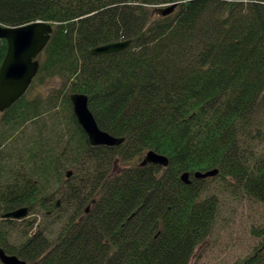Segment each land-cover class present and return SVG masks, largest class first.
<instances>
[{"label":"trees","instance_id":"trees-1","mask_svg":"<svg viewBox=\"0 0 264 264\" xmlns=\"http://www.w3.org/2000/svg\"><path fill=\"white\" fill-rule=\"evenodd\" d=\"M36 20L53 31L26 93L0 112V215L26 206L44 218L21 225L15 243V220H2L7 253L30 264H188L220 205L196 171L217 169L264 205V0H0L1 24ZM125 39L121 51L91 52ZM6 50L0 39V64ZM73 92L124 141L90 145ZM147 150L168 165L116 168ZM253 232L259 243L235 264H264V230Z\"/></svg>","mask_w":264,"mask_h":264},{"label":"water","instance_id":"water-1","mask_svg":"<svg viewBox=\"0 0 264 264\" xmlns=\"http://www.w3.org/2000/svg\"><path fill=\"white\" fill-rule=\"evenodd\" d=\"M176 6L177 2H173L160 6L155 11L165 16L172 13ZM52 31V23L40 20L18 26H8L0 23V39L6 40L7 43L5 56L0 64V112L10 107L26 93L39 69L40 63L37 55L49 41ZM130 43V39L109 42L93 47L91 52L94 54L114 53L127 48ZM69 99L72 112L78 124L87 135L90 145L116 146L124 141V137L113 136L98 126L88 107V96L85 93H70ZM168 161L166 155L154 150H147L139 165L152 163L166 167ZM217 173V169L205 172L196 171L194 177L205 178L214 176ZM70 175L71 171H66V177ZM180 178L186 184L191 181L190 175L186 171L181 173ZM59 204L60 200H57V205ZM86 211H88V207ZM27 213L28 207L23 206L10 210L2 216L4 218L19 219L25 217ZM0 260L3 264H28L24 259L15 254L6 253L1 247Z\"/></svg>","mask_w":264,"mask_h":264},{"label":"rangeland","instance_id":"rangeland-1","mask_svg":"<svg viewBox=\"0 0 264 264\" xmlns=\"http://www.w3.org/2000/svg\"><path fill=\"white\" fill-rule=\"evenodd\" d=\"M40 88L49 90L51 87L44 84ZM261 116L264 117V113ZM262 129L264 131V127ZM141 158L142 155L130 161L118 159L116 168L134 165ZM207 179V192H219V214L210 235L196 246L188 264H235L249 255L259 243L260 238L253 230H264V205L249 196L231 179L220 180L216 175L208 176ZM43 218L41 212L28 211L26 217L15 220V224H12L14 228L8 242L15 243L18 240L17 230L23 229L21 225L26 224L25 222L34 221L33 227L38 229Z\"/></svg>","mask_w":264,"mask_h":264},{"label":"flooded vegetation","instance_id":"flooded-vegetation-1","mask_svg":"<svg viewBox=\"0 0 264 264\" xmlns=\"http://www.w3.org/2000/svg\"><path fill=\"white\" fill-rule=\"evenodd\" d=\"M4 214H5V213H4ZM2 215H3V213L0 215V220H1L0 224H1V225H4V223L2 222V220H6L7 218H4ZM0 247L3 248L1 245H0ZM3 249H4V248H3ZM4 251H5V250H4ZM5 252H6V251H5ZM6 253H7V252H6ZM0 264H3V263L1 262V260H0Z\"/></svg>","mask_w":264,"mask_h":264}]
</instances>
